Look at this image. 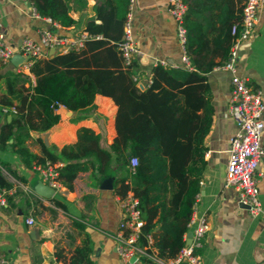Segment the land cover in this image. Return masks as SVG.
I'll return each mask as SVG.
<instances>
[{"label":"trees","instance_id":"obj_1","mask_svg":"<svg viewBox=\"0 0 264 264\" xmlns=\"http://www.w3.org/2000/svg\"><path fill=\"white\" fill-rule=\"evenodd\" d=\"M31 1L39 15L62 27L77 21L71 15L72 4L86 5V0ZM183 1L184 52L189 66L157 63L148 84L139 87L138 77L132 72L134 61L125 64L119 50L130 0H95L94 15L85 20L82 32L87 35L81 47L35 59L29 68L35 75L33 86L17 85V73L7 79L6 93H0V103L13 104L16 110L12 119L0 126V149L11 147L27 168L46 160H63L58 179L68 189L73 188L79 171L91 166L104 173L113 156L121 160L131 175L128 180L117 178L114 189L120 197L131 191L138 199L143 233L151 236L149 241L143 235L140 241L149 251L164 257L174 256L182 246L200 187L204 137L213 115L207 73L227 60L245 2ZM97 93L110 96L117 107L116 135L109 149L100 145L99 133L85 126L78 129L73 143L56 147V153L47 149L39 156L28 148L30 131H45L57 123L60 114L56 109L60 105L74 111L87 110ZM14 100L18 102L14 104ZM131 156L138 160L133 168ZM0 164L24 179L7 163ZM12 186L0 169V191ZM6 198L11 201L7 194ZM53 202L62 206L56 198ZM92 250L87 237L69 255L56 248L55 257L64 264H92Z\"/></svg>","mask_w":264,"mask_h":264},{"label":"crops","instance_id":"obj_2","mask_svg":"<svg viewBox=\"0 0 264 264\" xmlns=\"http://www.w3.org/2000/svg\"><path fill=\"white\" fill-rule=\"evenodd\" d=\"M130 2L131 29L139 49L133 59L132 72L138 77V86L143 88L148 84L151 69L157 63L171 67L189 66L190 62L184 59L183 45L176 36L168 0ZM94 3L95 0H86L82 7L72 4L71 15L77 21L62 27L46 17L33 15L31 0H0V33L16 50L9 61L0 62V93H6L7 79L13 74H20L17 85L30 87L35 84V75L22 67L24 55L17 50L23 38L30 36L38 40L43 28L62 34L80 33L86 18L94 15ZM54 52L66 51L48 48L41 57ZM236 69L247 77L252 87L261 90L264 103V0L252 35L239 43ZM230 78V70L222 66H215L207 73L213 115L204 137L205 163L191 217L205 214L209 222L204 245L199 251L201 264H264V153L257 165L261 214H251L238 202L235 189L225 185L229 142L236 131L229 113ZM17 102L13 101L14 104ZM116 108L110 96L100 93L95 95L93 106L87 110L74 111L61 105L56 109L60 114L57 123L45 131L31 130L26 144L39 156L47 149L56 153V147L73 143L78 129L85 126L99 133L100 145L109 149L116 135ZM13 109V104L0 103V126L12 119L16 113ZM262 119L264 123V109ZM12 141L13 138L9 139ZM261 145L264 150V128ZM90 159L95 163L93 158ZM57 161L64 164L61 159ZM0 162L7 163L24 178L21 180L4 168V174L13 186L7 191L11 201L5 206L0 205V256L3 255L10 264H64L56 259V248L64 249L69 255L87 237L93 248L92 264H140L123 261L115 247L121 197L116 193L114 183L117 178L128 180L131 175L121 160L113 156L104 173L91 166L79 171L72 189L60 183L51 197L35 192L34 184L40 179L38 171L34 166L27 168L11 147L0 149ZM109 178L111 187H104ZM53 198L62 206L56 205ZM27 216L34 218L33 224L26 222ZM76 222L83 227H78Z\"/></svg>","mask_w":264,"mask_h":264},{"label":"built area","instance_id":"obj_3","mask_svg":"<svg viewBox=\"0 0 264 264\" xmlns=\"http://www.w3.org/2000/svg\"><path fill=\"white\" fill-rule=\"evenodd\" d=\"M170 13L176 24V36L183 45L186 39V28L183 24L185 13V3L183 0H168ZM262 0H245L242 9V18L239 30L234 38L230 53L222 67L231 72V88L229 99V113L234 120L236 131L230 138L228 148V159L226 163L225 185L231 186L237 193L239 203L247 205L249 212L253 215L262 213L259 200V179L257 165L264 150L261 145V132L264 128L262 113L264 103L261 98V90L249 84L246 76L238 73L236 69L237 51L239 43L247 40L253 33L258 20ZM33 15L40 16L33 6ZM49 21L50 18L46 17ZM236 31V26L232 29ZM86 32L80 33H56L49 28H43L39 32V39L30 36L23 38L17 49L24 55L22 67L29 69L36 58L44 56L48 48L59 51L78 49L83 45ZM119 50L125 64L130 63L139 53L138 46L133 38L130 12L124 24V32L119 43ZM16 52L15 48L4 41L3 34L0 33V62H7ZM184 59L188 60L185 52ZM61 106V105H60ZM13 111H16L13 109ZM137 157L131 156L130 166L133 168L137 164ZM62 162L52 163L46 160L44 164L34 166L38 171L39 178L48 186L57 190L60 187L58 179V168ZM0 169H5L0 164ZM133 170V169H132ZM8 190L0 191V205H7ZM121 217L118 223V230L114 235L116 250L120 258L125 262L137 261L140 264H201L199 255L200 249L204 245V237L209 228V222L205 214L192 216L188 222V227L192 231L191 241L186 242L187 232L184 234V242L177 253L172 257H164L156 252L149 251L147 246L142 244L141 236H145L149 241V233H143L142 226L144 220L138 205V199L129 191L124 197L119 199ZM28 224L34 223L32 216L26 217ZM0 264H10L1 255Z\"/></svg>","mask_w":264,"mask_h":264},{"label":"water","instance_id":"obj_4","mask_svg":"<svg viewBox=\"0 0 264 264\" xmlns=\"http://www.w3.org/2000/svg\"><path fill=\"white\" fill-rule=\"evenodd\" d=\"M104 187H111V178H109L104 184ZM34 190L37 194L44 196V197H51L54 193V189L50 186H48L47 184H45L43 181H41L40 179L37 180V182L34 184ZM244 205V204H243ZM245 207H247V205H244ZM187 239L186 242H190L191 241V235H192V231L188 230L187 231ZM134 260V257H132L130 259V261L132 262Z\"/></svg>","mask_w":264,"mask_h":264}]
</instances>
